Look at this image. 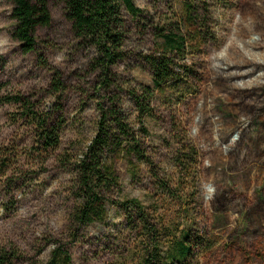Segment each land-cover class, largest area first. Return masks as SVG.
I'll list each match as a JSON object with an SVG mask.
<instances>
[{
  "label": "rangeland",
  "instance_id": "1",
  "mask_svg": "<svg viewBox=\"0 0 264 264\" xmlns=\"http://www.w3.org/2000/svg\"><path fill=\"white\" fill-rule=\"evenodd\" d=\"M134 2L139 20L123 14L121 57L104 69L63 0L30 53L13 37L15 0H0V264H145L158 235L165 264H264V0ZM171 31L186 45L158 90L151 61ZM102 127L115 181L94 180L103 213L82 223V161ZM182 241L192 254L172 263Z\"/></svg>",
  "mask_w": 264,
  "mask_h": 264
},
{
  "label": "trees",
  "instance_id": "2",
  "mask_svg": "<svg viewBox=\"0 0 264 264\" xmlns=\"http://www.w3.org/2000/svg\"><path fill=\"white\" fill-rule=\"evenodd\" d=\"M50 0H15L13 10V20L15 28L13 37L17 40L26 53H30L36 48V32L39 28L48 27L51 24V15L49 12ZM66 4L68 16L73 23V28L77 38L83 42H93L97 45L100 52V58L97 64L102 68L110 67L116 59L121 57L118 54L121 43L126 34V20L124 13H128L132 20L137 21L141 15V10L137 8L134 0H63ZM164 33V30L162 31ZM185 38L175 34L173 31L164 36V56L152 59L151 68L153 74V83L158 90L166 87L177 76L174 71L172 58L175 54L182 53L185 49ZM171 55V58L169 57ZM222 69V68H220ZM226 77L231 81H238L231 70L226 72ZM58 89L61 82L58 80ZM241 84V83H240ZM154 95L151 89L146 90V99L149 101ZM17 102H22V98H16ZM2 103V102H1ZM137 106L140 116H144L151 111L150 105H146L141 98L137 97ZM31 116L34 113H30ZM119 129L127 133V129L121 120L116 121ZM45 123V124H44ZM43 126L42 141L47 148L55 149L59 144V136L56 129L47 128L46 121ZM102 127L100 134L95 139L87 153L86 158L82 161L83 167V184L89 193H93L91 205L86 206V210L80 214L79 221L87 223L91 220L92 215H101L100 198L94 192L92 184L97 178L99 182L111 183L115 180L113 175L105 172L101 157L108 147V133ZM106 132V133H105ZM104 134V135H103ZM113 177V178H112ZM149 226V225H148ZM150 235H156L155 228H149ZM159 237V235H158ZM158 237L152 236L148 243V258L145 264H165L162 263L159 254ZM192 254L188 245L178 242L175 255L172 256V263L176 260L187 261ZM56 255L48 264H71V257L67 254Z\"/></svg>",
  "mask_w": 264,
  "mask_h": 264
},
{
  "label": "clouds",
  "instance_id": "3",
  "mask_svg": "<svg viewBox=\"0 0 264 264\" xmlns=\"http://www.w3.org/2000/svg\"><path fill=\"white\" fill-rule=\"evenodd\" d=\"M206 190H207L208 193H211L213 191V189L211 188V186H207Z\"/></svg>",
  "mask_w": 264,
  "mask_h": 264
}]
</instances>
